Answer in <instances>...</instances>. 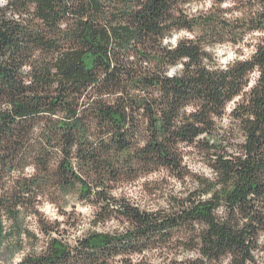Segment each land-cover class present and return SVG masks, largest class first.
<instances>
[{
	"label": "trees",
	"instance_id": "trees-1",
	"mask_svg": "<svg viewBox=\"0 0 264 264\" xmlns=\"http://www.w3.org/2000/svg\"><path fill=\"white\" fill-rule=\"evenodd\" d=\"M258 32L264 0H0V264H264ZM161 171L162 205L127 192ZM69 195L116 227L67 241Z\"/></svg>",
	"mask_w": 264,
	"mask_h": 264
},
{
	"label": "rangeland",
	"instance_id": "rangeland-1",
	"mask_svg": "<svg viewBox=\"0 0 264 264\" xmlns=\"http://www.w3.org/2000/svg\"><path fill=\"white\" fill-rule=\"evenodd\" d=\"M180 35L185 34L184 32H181ZM249 37L264 38V32L252 33ZM249 50L250 48L247 46L242 47L240 54L242 56H246L248 55ZM215 53L221 63L227 62L237 54V52H235V48L223 45L216 46ZM224 121H226V119ZM185 162L189 166L190 170L210 176L209 169L205 166L203 160L195 151H189L186 153ZM182 186L181 181H178L175 178L168 176L166 172L161 171L152 173L137 180L132 186L128 187L127 192L132 194V197L136 196L137 199H140V202L146 204L147 206L157 207L164 203L167 194L177 192L183 188ZM41 211L47 219L57 220L60 222V229H63L62 237L71 243L74 239L89 232L110 231L116 227L114 222H109L104 226L94 225L92 223V207L79 201L73 195L67 196L59 208L51 204H45ZM29 229L39 236L41 240L42 236L38 233V228L34 222H29ZM31 243L34 242L32 241ZM40 244L41 243L39 241L37 245L39 246ZM15 256L14 261H17L20 256V252H18Z\"/></svg>",
	"mask_w": 264,
	"mask_h": 264
}]
</instances>
